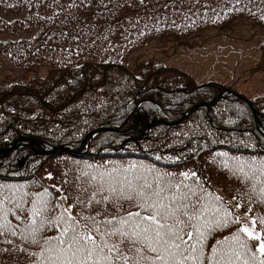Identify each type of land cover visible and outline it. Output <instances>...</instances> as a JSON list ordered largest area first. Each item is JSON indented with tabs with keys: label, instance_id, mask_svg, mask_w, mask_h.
<instances>
[{
	"label": "trees",
	"instance_id": "trees-1",
	"mask_svg": "<svg viewBox=\"0 0 264 264\" xmlns=\"http://www.w3.org/2000/svg\"><path fill=\"white\" fill-rule=\"evenodd\" d=\"M240 19L264 26V0H0V52L20 68L0 79V151L18 136L45 150L104 128L84 148L88 158L39 155L28 142L0 152V184L28 182L22 187L32 192L47 187L69 197L62 201L67 206L81 194L85 172L137 164L173 175L195 172L227 204L226 197H236L252 219L264 217V203L250 201L248 186L231 170L233 157L264 159V96L252 100L255 114L225 94L176 124L147 128L214 99L222 86L198 84L154 59L134 68L125 62L154 39L228 28ZM237 227L218 230L209 246ZM21 246L18 238L10 245L0 237V264H28Z\"/></svg>",
	"mask_w": 264,
	"mask_h": 264
},
{
	"label": "snow or ice",
	"instance_id": "snow-or-ice-1",
	"mask_svg": "<svg viewBox=\"0 0 264 264\" xmlns=\"http://www.w3.org/2000/svg\"><path fill=\"white\" fill-rule=\"evenodd\" d=\"M232 159L233 175L248 186L249 200L264 203V159ZM79 192L65 206L69 197L47 187L32 192L0 184L3 242L18 238L28 264H264V217L248 223L236 218L195 172L113 166L85 172ZM234 224L241 226L209 246L218 230Z\"/></svg>",
	"mask_w": 264,
	"mask_h": 264
},
{
	"label": "rangeland",
	"instance_id": "rangeland-1",
	"mask_svg": "<svg viewBox=\"0 0 264 264\" xmlns=\"http://www.w3.org/2000/svg\"><path fill=\"white\" fill-rule=\"evenodd\" d=\"M146 46L125 62L134 68L154 59L187 72L200 84L216 81L249 99L264 94V27L252 20L243 19L228 28L206 29L184 38L154 39ZM16 69L7 55L0 53V76L12 75ZM233 210L244 223L251 219L238 206Z\"/></svg>",
	"mask_w": 264,
	"mask_h": 264
},
{
	"label": "water",
	"instance_id": "water-1",
	"mask_svg": "<svg viewBox=\"0 0 264 264\" xmlns=\"http://www.w3.org/2000/svg\"><path fill=\"white\" fill-rule=\"evenodd\" d=\"M200 105H201V104H200ZM197 106H198V105L194 106L193 109H195ZM93 133H94V132H93ZM93 133H92V132L89 133L88 136L83 140L82 144H84V143L86 142V140L88 139V137L91 136ZM21 139H23V138H20V139L16 140V142L14 143V145L12 146L11 149L15 148V147H16L15 144H16L19 140H21ZM58 149H61V148H58ZM4 152H5V151H4Z\"/></svg>",
	"mask_w": 264,
	"mask_h": 264
},
{
	"label": "bare ground",
	"instance_id": "bare-ground-1",
	"mask_svg": "<svg viewBox=\"0 0 264 264\" xmlns=\"http://www.w3.org/2000/svg\"><path fill=\"white\" fill-rule=\"evenodd\" d=\"M2 153V152H1Z\"/></svg>",
	"mask_w": 264,
	"mask_h": 264
}]
</instances>
